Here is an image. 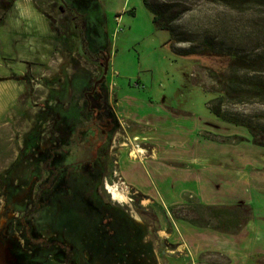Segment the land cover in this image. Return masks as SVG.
Masks as SVG:
<instances>
[{
	"label": "rangeland",
	"instance_id": "rangeland-1",
	"mask_svg": "<svg viewBox=\"0 0 264 264\" xmlns=\"http://www.w3.org/2000/svg\"><path fill=\"white\" fill-rule=\"evenodd\" d=\"M34 1L36 5H32V0H11L15 2L12 11L10 0L0 4V77L19 75L22 56L36 58L31 69L37 76H49L55 70L53 61L62 60L61 49L53 54L49 11L41 0ZM149 1L186 6L187 10L173 22L181 42L154 26L142 0H97L105 21L107 79L113 94L110 97L114 105V99L120 102L118 110L113 105L120 121L130 125L125 140H119L124 145L113 152L112 175L106 188L126 186L125 200H117L122 205L131 203L128 199L137 200L131 203V209L133 214L144 215L143 225L158 264H229L227 256L220 253L202 252L197 256L187 249L178 250L177 239L172 235L177 220L198 219L206 224L209 213L193 200L179 209L168 203L172 196L181 197L192 188L189 174L203 171L208 161L211 165L219 162L222 172L227 169L231 175L237 171L238 179L243 177V199L251 201L256 221H260V244H264V147L252 143L247 128L215 118L209 111L224 96L219 105L225 118L250 123L256 138L264 142V0ZM186 49L194 54L177 53ZM68 56L63 53V57ZM14 84L0 81V136L12 134L15 121H10V117L16 111L6 110L5 103L12 102ZM229 86L235 91L255 86L258 93L253 94L258 96L244 98L235 92L226 95L224 91ZM120 112L125 119L119 116ZM29 121L30 116L22 127L30 128L26 126ZM151 146L156 155L150 156L153 164L147 171L138 159L140 153L134 150ZM194 153L199 161L189 159ZM179 155L183 159H177ZM120 156L124 158L119 166L122 174L118 171ZM180 169L182 178L178 182ZM217 176L201 172L199 179L202 183L211 182L212 191L222 178ZM131 186L142 192L147 190L150 202ZM182 197L185 200L188 194ZM235 206L238 205L227 208ZM242 209L245 210L237 212L240 219L250 213L247 207ZM260 263L264 264V260Z\"/></svg>",
	"mask_w": 264,
	"mask_h": 264
},
{
	"label": "flooded vegetation",
	"instance_id": "flooded-vegetation-1",
	"mask_svg": "<svg viewBox=\"0 0 264 264\" xmlns=\"http://www.w3.org/2000/svg\"><path fill=\"white\" fill-rule=\"evenodd\" d=\"M41 1L62 60L37 76L22 56L19 75L0 77L16 88L12 134L0 136V264H158L137 200L122 205L106 188L130 125L110 97L97 0Z\"/></svg>",
	"mask_w": 264,
	"mask_h": 264
},
{
	"label": "crops",
	"instance_id": "crops-1",
	"mask_svg": "<svg viewBox=\"0 0 264 264\" xmlns=\"http://www.w3.org/2000/svg\"><path fill=\"white\" fill-rule=\"evenodd\" d=\"M0 94H2L1 89ZM119 104L120 102L116 99L115 106L117 107V110L119 109ZM1 109L2 107H0V110ZM119 116L123 119L126 118V116H123L121 112ZM134 152L140 153L138 157L141 162L140 164L143 165L147 171H149L148 169L152 168L153 164L150 162V160L152 158H155L156 155L155 149L152 146L150 148L142 147L139 150H134ZM160 157L161 156H159V158ZM215 157L216 156H214V158ZM180 158L183 159L182 155H179L177 159ZM123 159L124 158L120 156L118 160V171L120 174H122V172L119 166L121 165L120 161ZM189 159L194 162L199 161V156L194 153ZM165 163L166 162L163 161L162 164L166 165ZM217 163L215 165H211V162L208 161L206 165L207 167L205 166V168H202L203 171L200 170L201 172H209L211 175H215L216 173L218 175L217 177H222L219 181L216 182L217 184L214 185V189L212 191L210 189L213 187L211 182L206 181L202 183L199 179L201 172L196 171L195 175H188L186 173H183L185 175H188V181L193 182L194 185L192 186V188H190V190L185 191L181 195V197L172 196L169 199L168 204L171 208L174 207V209H179L185 206V204L188 203L189 200H193L194 204L202 210H204L203 208L206 206L227 207V205L237 204L238 206L235 207L248 208L250 212V219L239 230H236L234 232H222L219 230H214L205 226L207 222L206 224H203L200 223L198 219H178L175 231L172 234L173 237L177 239V249H187L192 255L197 256L202 252L211 251L213 253H220L227 256L230 262L229 264H249V261L250 264H263L260 263L261 260H264V244H260L259 240L260 233L258 229L260 228V221H256L254 214L255 211L252 208L251 201H247L246 198L243 199V177H240V179H238L237 175H235L237 174V171L235 172V174L231 175L228 174L227 169L222 172L223 169L219 168L220 163ZM182 164H184V162ZM155 166L157 167V170L160 171V168H158V163H156ZM161 167L163 169L164 166L161 165ZM180 171L181 169L179 170L178 175H176L178 177V182L182 178L180 177V175L182 174ZM239 175H241V173H239ZM136 190L140 192L143 197H146L145 201L150 202L151 197L149 196L150 193H148L147 190L143 192L139 191V189ZM184 194H188V201L187 198L183 200L182 196ZM191 221L195 222L192 223Z\"/></svg>",
	"mask_w": 264,
	"mask_h": 264
},
{
	"label": "trees",
	"instance_id": "trees-1",
	"mask_svg": "<svg viewBox=\"0 0 264 264\" xmlns=\"http://www.w3.org/2000/svg\"><path fill=\"white\" fill-rule=\"evenodd\" d=\"M143 5L145 8L151 13L152 16V23L154 26L161 31H167L170 34V39L176 40L177 42H181L182 38L178 37V33L176 32V28L173 26V22L178 19V17L187 10L186 6L183 4H160L157 5L156 3H151L149 0H142ZM180 7V8H176ZM130 14H133V11H129ZM176 51V50H175ZM181 56L192 55L194 52L191 49L181 50L177 52ZM230 86L226 89V95L239 94L242 97L246 98L247 96H253L258 94H253L254 92L258 93L257 87L253 86L249 89H245L243 91H235L232 89L230 91ZM224 96H220L216 102L218 104H214V106L209 107V111L211 114L218 119H221L226 122H230L236 125H241L248 129L250 134L252 135V143L256 146L264 147V142L258 140L256 135L253 133V129L251 124L246 122L245 120L237 121V120H230L225 118V115L221 111L220 103L223 101ZM242 208L246 207H235V208H227V207H217V206H206L203 209L209 213V219L206 221V227L212 228L214 230H219L222 232H234L239 230L243 225H245L250 219V213H246L242 219L239 218L237 212L241 210L244 211ZM230 210H233L231 212ZM213 221L217 222V224L213 225ZM194 223L195 221H191ZM212 224V225H211ZM230 226V228H228ZM232 227V228H231Z\"/></svg>",
	"mask_w": 264,
	"mask_h": 264
},
{
	"label": "bare ground",
	"instance_id": "bare-ground-1",
	"mask_svg": "<svg viewBox=\"0 0 264 264\" xmlns=\"http://www.w3.org/2000/svg\"><path fill=\"white\" fill-rule=\"evenodd\" d=\"M107 189H108V191L111 194L113 199L118 200V201L125 200L124 194H125V192L127 193V190H126L127 188L125 185L121 189H119L117 185H115V186H108L107 185Z\"/></svg>",
	"mask_w": 264,
	"mask_h": 264
}]
</instances>
